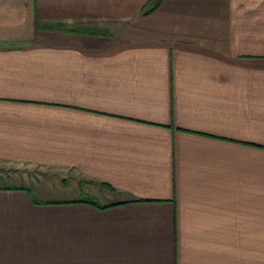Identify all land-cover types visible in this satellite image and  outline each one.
<instances>
[{
	"label": "crops",
	"instance_id": "obj_1",
	"mask_svg": "<svg viewBox=\"0 0 264 264\" xmlns=\"http://www.w3.org/2000/svg\"><path fill=\"white\" fill-rule=\"evenodd\" d=\"M153 1L0 0V159L124 202L0 178V264H264V0Z\"/></svg>",
	"mask_w": 264,
	"mask_h": 264
},
{
	"label": "rangeland",
	"instance_id": "obj_2",
	"mask_svg": "<svg viewBox=\"0 0 264 264\" xmlns=\"http://www.w3.org/2000/svg\"><path fill=\"white\" fill-rule=\"evenodd\" d=\"M77 176L78 178H73ZM77 175L66 168L33 163H17L0 159V178L8 179L11 185H25L36 189L37 196L43 200L51 199H76L80 196V190L90 197L98 199L101 203H108L118 199L117 192L113 188L99 185L97 188L89 187ZM86 179V178H84ZM98 188L105 193L97 197ZM96 192V193H95ZM95 193V194H94Z\"/></svg>",
	"mask_w": 264,
	"mask_h": 264
},
{
	"label": "trees",
	"instance_id": "obj_3",
	"mask_svg": "<svg viewBox=\"0 0 264 264\" xmlns=\"http://www.w3.org/2000/svg\"><path fill=\"white\" fill-rule=\"evenodd\" d=\"M156 4L159 3V1H153ZM152 2V3H153ZM146 9V8H145ZM151 8H148L145 13H148L150 12ZM4 187H8L10 189H19V190H24V191H27L32 199V201L35 203V204H61V203H72V202H85V203H90V204H93L97 207H103V208H106V207H111V206H115V205H119L121 203H124L123 201H116V200H113V201H110L108 203H101L98 199L94 198V197H90L88 195H86V193H84L83 195H81V197L77 198V199H72V200H68V199H64V200H60V199H51V200H43L42 198L38 197L37 196V192H36V189L35 188H32L31 186L28 187V186H25V185H11L7 182H4ZM107 186V185H106ZM109 187L110 189L112 187L110 186H107Z\"/></svg>",
	"mask_w": 264,
	"mask_h": 264
}]
</instances>
